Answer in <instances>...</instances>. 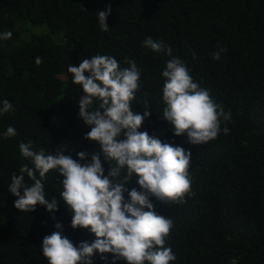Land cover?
<instances>
[{
  "label": "trees",
  "instance_id": "16d2710c",
  "mask_svg": "<svg viewBox=\"0 0 264 264\" xmlns=\"http://www.w3.org/2000/svg\"><path fill=\"white\" fill-rule=\"evenodd\" d=\"M109 6L104 32L98 12ZM7 31L11 38L0 39V109L4 100L13 108L0 112V264H48L42 242L54 231L76 246L96 238L71 227L72 214L60 197L64 177L55 170L44 182L46 198L61 201L52 212L40 204L20 211L8 185L23 165L34 167L19 147L29 141L36 151L55 153L60 147L77 160L80 151L89 160L101 152L108 175L99 143L85 138L91 129L79 116L78 102L84 92L68 72L69 65L97 54L115 57L121 68L129 67L127 58L135 61L141 76L133 108L152 113L139 130L192 153L193 194L182 204L153 198L156 212L174 223L165 245L176 255L170 264H264V0H0V34ZM148 36L165 51L144 47ZM220 47L224 51L214 59ZM37 57L42 63H35ZM174 57L230 112L231 119L221 123L228 134L195 145L162 119V72ZM9 126L16 135H4ZM25 181L33 183L26 174ZM125 187L130 201L128 192L139 185ZM107 256L102 260L97 252L92 262L113 264V254Z\"/></svg>",
  "mask_w": 264,
  "mask_h": 264
},
{
  "label": "clouds",
  "instance_id": "9594fccd",
  "mask_svg": "<svg viewBox=\"0 0 264 264\" xmlns=\"http://www.w3.org/2000/svg\"><path fill=\"white\" fill-rule=\"evenodd\" d=\"M111 11L109 6L107 11L98 12L104 32L109 30L107 17ZM11 36L7 31L0 34V39ZM143 45L155 52L165 51L163 43L151 36ZM223 51L220 47L213 58L220 59ZM171 52L167 48L169 55ZM35 63H42L41 58L37 57ZM125 63L129 67L121 68L115 57L97 54L83 59L79 66L68 67L73 83L81 85L84 92L78 102L79 116L91 129L85 138L99 143L110 165L108 175L101 152L92 153L89 160V153L80 151L77 160L65 155L60 147L46 154L44 148L34 150L31 141L19 145L34 167L25 164L20 175H12L8 187L18 197L14 206L23 212L35 211L37 204L46 206L49 212L58 210L61 201L46 198L44 183L50 170H55L64 177L60 197L72 214L71 227L88 229L96 237L76 246L62 231L45 236L42 249L48 264H93L92 257L97 252L105 261L112 253L113 264L118 259L128 264H170L176 260L172 248L165 246L173 220L156 212L153 198L182 204L193 194L189 172L192 153L139 130L152 113L134 110L132 102L140 89L141 71L131 58ZM162 77L166 78L162 119L169 122L175 135L187 134L190 143L202 145L215 140L221 131L229 133L228 127L221 129V123L231 119L230 112L226 113L210 91L194 81L183 60L174 57L167 61ZM144 105L145 109L151 107L147 101ZM12 108V103L4 100L0 112L7 113ZM4 135L14 136L16 130L9 126ZM25 174L33 181L30 186ZM134 181L139 189L132 188L128 192L130 201H126L125 184ZM55 227L62 229L63 225L57 223Z\"/></svg>",
  "mask_w": 264,
  "mask_h": 264
},
{
  "label": "rangeland",
  "instance_id": "374dc122",
  "mask_svg": "<svg viewBox=\"0 0 264 264\" xmlns=\"http://www.w3.org/2000/svg\"><path fill=\"white\" fill-rule=\"evenodd\" d=\"M25 25L28 26L29 24H25ZM32 28L35 29L34 31H37L36 29H39L40 27H32ZM52 37L58 43H62L63 42V37L59 36V34H53Z\"/></svg>",
  "mask_w": 264,
  "mask_h": 264
}]
</instances>
